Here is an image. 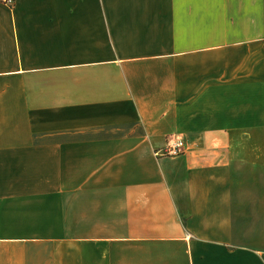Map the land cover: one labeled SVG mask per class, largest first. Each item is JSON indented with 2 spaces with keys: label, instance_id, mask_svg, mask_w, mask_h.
I'll use <instances>...</instances> for the list:
<instances>
[{
  "label": "crops",
  "instance_id": "obj_1",
  "mask_svg": "<svg viewBox=\"0 0 264 264\" xmlns=\"http://www.w3.org/2000/svg\"><path fill=\"white\" fill-rule=\"evenodd\" d=\"M242 165L264 199V0L0 4V264H264Z\"/></svg>",
  "mask_w": 264,
  "mask_h": 264
},
{
  "label": "rangeland",
  "instance_id": "obj_2",
  "mask_svg": "<svg viewBox=\"0 0 264 264\" xmlns=\"http://www.w3.org/2000/svg\"><path fill=\"white\" fill-rule=\"evenodd\" d=\"M260 145L255 140L254 147ZM260 171L257 165L253 171H246L239 166L236 173L234 203L235 242L252 248H264V199L261 183L257 179ZM251 175L254 180H251Z\"/></svg>",
  "mask_w": 264,
  "mask_h": 264
},
{
  "label": "built area",
  "instance_id": "obj_3",
  "mask_svg": "<svg viewBox=\"0 0 264 264\" xmlns=\"http://www.w3.org/2000/svg\"><path fill=\"white\" fill-rule=\"evenodd\" d=\"M0 4L13 8L15 0H0ZM185 149L186 143L181 135L169 134L166 138L165 146L157 150L155 155L157 157H176L182 155L185 152Z\"/></svg>",
  "mask_w": 264,
  "mask_h": 264
}]
</instances>
